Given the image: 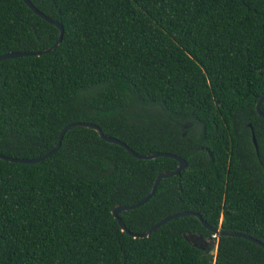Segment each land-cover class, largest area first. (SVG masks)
<instances>
[{
	"label": "trees",
	"instance_id": "16d2710c",
	"mask_svg": "<svg viewBox=\"0 0 264 264\" xmlns=\"http://www.w3.org/2000/svg\"><path fill=\"white\" fill-rule=\"evenodd\" d=\"M30 2L63 35L39 56L0 60V154L38 157L66 124L94 123L139 154L187 162L119 212L132 234L193 211L264 243V0ZM58 36L23 0H0V55ZM177 165L82 126L39 162L0 158V264H264L246 238L219 236L216 254L192 246L184 233L211 234L193 215L146 237L122 230L114 206L142 200Z\"/></svg>",
	"mask_w": 264,
	"mask_h": 264
},
{
	"label": "water",
	"instance_id": "95a60500",
	"mask_svg": "<svg viewBox=\"0 0 264 264\" xmlns=\"http://www.w3.org/2000/svg\"><path fill=\"white\" fill-rule=\"evenodd\" d=\"M23 1L37 15H39L40 17H42L46 21L56 25L59 28L58 39L51 46H49V47H47L45 49L39 50V51H35V52L10 51V52L1 54L0 55V60L8 59V58H14V57H18V56H25V55H37V56H39V55H41L43 53H46V52L54 49L61 42L62 35H63V27H62V25L58 21L48 17L47 15L42 13L40 10H38L30 2V0H23ZM263 99H264V94H262V96L259 98V100H258V102L256 104V110H257L258 114L264 118V112H262L261 109H260V105H261V102L263 101ZM248 125L251 128V130H252V141L254 143L255 148L257 149L256 138H255V135L253 133L252 125L250 123ZM72 126H82V127L93 129V130H95L98 133V135L103 140H105L107 142H110V143H115V144H119V145L123 146L130 155H132V156H134L136 158L153 159V158H156V157H159V156H165V157H170V158H173V159L177 160L178 165H177V167L174 170H172L170 172L162 171L156 176L151 189L149 190V192L145 195V197L142 200H140V201H138V202H136L134 204H130V205L116 204L114 206V208L112 209V214L116 218V220H117L118 224L121 226L122 230L126 231L129 234H132V232H130L124 226V224H123V222H122V220H121V218L119 216V212L120 211H124V210H128V209H133L135 207H138L142 203L146 202L152 196V194L155 191L160 179L178 174L182 169H184L187 166L186 160L184 158H182L181 156L176 155V154L171 153V152H153V153H149V154H139V153L135 152L134 150H132L130 147H128L121 140H119V139H117L115 137H112V136L104 134L103 130L98 125H96L94 123H91V122H85V121H74V122H70V123L66 124L61 129V131L59 133L58 140H57L55 146L52 147L50 150H48L46 153H44L41 156L34 157V158H21V157L5 156V155L0 154V158L8 160V161H11V162H20V163H35V162H39L41 160H44L45 158H47L50 155L54 154L60 148L61 142H62V139H63V136H64L66 130L69 129L70 127H72ZM188 126H190V124L187 123V124L184 125V128H187ZM185 215L196 216L201 221L203 226L205 228H207L211 232V234L208 235V236H204L202 234L192 233V232L183 234L184 238L192 246L204 251L205 253L216 254L217 246H218V237L222 236V235L246 238V239H249V240L259 244L260 246L264 247V243L263 242H261L260 240L250 236L249 234H245V233H242V232L225 231V230L220 229L219 227L212 226V225L208 224L205 220H203L202 216L199 213L193 212V211H181V212H175L173 214L167 215L164 218L160 219L159 221L155 222L145 232L140 233V234H132V235L134 237H139V238L146 237L153 230H155L156 228H158L160 225H162L163 223L167 222L168 220H171V219H173L175 217H179V216H185Z\"/></svg>",
	"mask_w": 264,
	"mask_h": 264
}]
</instances>
